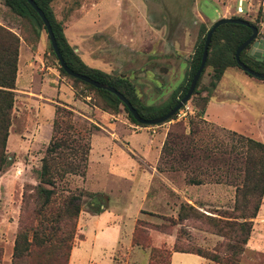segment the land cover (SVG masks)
Here are the masks:
<instances>
[{
    "label": "rangeland",
    "instance_id": "rangeland-1",
    "mask_svg": "<svg viewBox=\"0 0 264 264\" xmlns=\"http://www.w3.org/2000/svg\"><path fill=\"white\" fill-rule=\"evenodd\" d=\"M248 3L250 14L244 15L243 19L255 25L257 38H263L264 0H248ZM192 4L189 0H51L49 6L54 19L61 25L67 44L84 64L111 76H122L133 85L143 105L157 107L184 84L201 28H209L214 22H210L212 19L233 16L234 4L229 0H217L215 5L205 7V18H194L189 14ZM217 14L220 17L215 19ZM0 25L15 33L19 44L24 46L19 86L24 84L27 67L34 93L41 90L42 94L55 98L51 81L63 80L76 95L73 105L66 104V109L73 114V122L105 126L112 132L110 135L103 130H92L85 176L67 175L56 182L53 201L35 215L40 201L34 196V188L41 186L38 170L51 136L53 116L50 117L48 111L52 103L45 106L14 94L5 144L6 163L0 170V264H12L23 192L29 198L22 211V220L33 229L43 217L54 214L69 192L82 190L92 194H84L79 203L77 220L80 215V222L83 217L90 221L85 228L86 242L75 247L71 255L72 261L76 258L80 264L107 263L109 253L119 244L128 242L138 207L144 210L139 218L141 223L155 225L159 230L152 231L171 235L177 249L214 253L225 259L231 254L230 246H241L232 240L228 231L226 236L217 233L213 223L205 217L233 215L232 209L239 205L240 199H235L236 189H240L238 194H241L242 185L248 184L249 172L243 164L246 149L240 137L264 144V79L249 76L237 67L228 69L212 97L220 104L204 108V117L213 125L203 120L199 111L202 100L211 96L214 90H211L212 68L206 67L197 93L186 103L193 114L185 120L152 126L161 127L156 133L183 137L188 135L193 124H197L198 132L190 136L194 142V148L189 149L193 159L185 164L179 163L178 158L170 164L162 163L166 171L161 177L143 180L138 173L144 172L147 176L146 165L151 164L155 156V152L146 149L152 138L149 133L127 129L128 124L135 125L123 112L114 115L119 118V123L113 128L106 126L101 117L104 112L93 107L94 104L101 105L99 97L59 74L44 30L36 37L29 23L11 14L1 0ZM241 59L251 71L264 74L263 61L250 59L256 64ZM60 94L65 101L70 100L66 92ZM159 133L155 137H159ZM169 165L173 169H168ZM189 178L201 179L204 187L198 186L197 192L188 197L193 205L183 201V186H190L187 184ZM105 204L106 208L101 209ZM183 204L193 207L195 212L187 213L185 220L178 221V212L183 216ZM98 210L96 216H91ZM77 220L72 245L81 237ZM25 235L30 242L31 232L26 231ZM151 247L150 243L142 250L149 251ZM156 249L149 251L148 263L167 264L172 247ZM118 253L113 255L115 262H119Z\"/></svg>",
    "mask_w": 264,
    "mask_h": 264
},
{
    "label": "trees",
    "instance_id": "trees-1",
    "mask_svg": "<svg viewBox=\"0 0 264 264\" xmlns=\"http://www.w3.org/2000/svg\"><path fill=\"white\" fill-rule=\"evenodd\" d=\"M1 1L2 5L11 14L29 23L36 37H38L40 30H44L37 14L25 0ZM32 1L48 21L58 51L66 67L76 74L114 89L127 100L140 118L150 120L164 116L186 93L190 79L199 65L204 37L209 28H201L200 35L197 39V43L194 45L193 53L188 64L184 84L180 86L179 90H174L167 101L162 105L152 107L143 105L138 100L133 85L122 76H111L100 70L90 68L79 59L73 52V49L67 44L61 30V25L54 19L49 6L51 0ZM231 19L245 21L243 18L236 16H232ZM246 22L250 26L255 27L254 24L248 21ZM250 33L248 27L230 23L220 25L213 31L207 48L206 61L195 84L192 95L197 93L199 80L206 67H211L213 71L214 81L213 84H211V90L214 89L225 69L237 67L234 61V52L236 48L250 36ZM18 47L19 37L6 27L0 25V170L6 163L5 144L10 114L14 102L13 90L15 89ZM241 58H243V60H248L250 63L258 64L256 61L250 60L245 55L244 50L239 54V61L245 64ZM262 63L264 64V61ZM58 72L63 77L69 79L72 84L80 85L85 90L95 93L99 97L101 105L97 104L96 106L94 104L93 107H98L102 112L110 115H117L123 112L133 125L140 128L152 127L137 124L132 119L125 105L111 93L95 89L78 79L69 77L63 72L59 65ZM75 96L73 92V99H76ZM207 98L202 100V105L199 110L201 113L205 107ZM72 115V112L66 109L65 105L57 104L53 106L51 136L44 149V154L40 159L38 170V182L41 186L34 188V196L40 201L39 209L34 212L35 215L42 212L44 207L53 201L52 196L56 194V182L62 181L67 175L80 178L85 176L87 156L90 150L89 136L92 130L98 131L99 129L90 123L77 124L73 122ZM171 120H173V117L168 119L167 122ZM197 132L198 126L197 124H193L186 136L182 137L180 135L167 133L160 147L155 170L159 173L165 172L166 170L162 168L161 164H170L176 161V158H178L177 161H179V163L184 164L193 159L189 149L190 147L192 149L194 148V142L190 136ZM240 139L245 144L246 157L244 158L243 164L244 168L249 172V175L247 176L248 184H243L241 187L243 188L241 194H238L240 189H236L235 194L237 193V195L235 199L236 197H240L239 205L234 206L232 209L233 215L217 214L219 218H205L213 223V227L217 229V233L221 234V236H226V232L228 231L232 240L241 246H230L231 254L229 258L225 259L218 258L214 253H203L187 249L180 250L175 247L174 243L172 245V251L195 254L215 264H238L243 246L246 244L251 232V219L257 214L264 192V144L249 138L240 137ZM181 146H183V148ZM216 162H220V160H216ZM168 169L173 168L169 165ZM245 180L246 178L244 181ZM187 184L199 186L203 184V181L201 179L189 178ZM84 194L86 193L82 190H75L74 193L69 192L68 195L63 197L54 214H51L49 218L46 216L43 217L42 221L33 229L27 227L25 225L26 223L22 220V211L28 203L29 198V196L23 192L22 206L20 208L21 218L19 219V228L12 247V264H67L72 246L71 242L75 236V224L80 212L79 203ZM86 196H92V194H86ZM98 212L99 210L96 211V214ZM140 212L144 213L143 211ZM194 212L195 209L193 207L183 204V216L178 212L177 220H185L187 218V213ZM145 214L149 215L150 213ZM141 222L140 219L135 220L134 228L131 233V246L146 249L151 243L147 231L149 229L158 231L159 229L156 228L155 225L149 223L146 225V223ZM26 231L31 232L30 242L27 241L25 235ZM79 239H81V237H79ZM149 251L151 253L157 251V249L151 247Z\"/></svg>",
    "mask_w": 264,
    "mask_h": 264
},
{
    "label": "crops",
    "instance_id": "crops-1",
    "mask_svg": "<svg viewBox=\"0 0 264 264\" xmlns=\"http://www.w3.org/2000/svg\"><path fill=\"white\" fill-rule=\"evenodd\" d=\"M191 1L192 6L191 9L189 10V14L191 16H193L194 18H198L197 16H199L200 18H205L204 14V8L207 6H211V5H215V2H217V0H189ZM230 1V0H229ZM224 8V7H223ZM197 14V15H196ZM220 16L217 14L216 18H219ZM215 21V20H210V22ZM203 24V23H201ZM24 46L19 44L18 47V56H17V63H16V77H15V89L13 90L14 94H19L24 96L26 99H32L35 103H39L41 105H47L48 103H52V107L51 109H49L48 114L50 117L53 116V105H73L74 101L73 100V91L71 90V87H69L63 80H52V87L53 90L56 93L55 98H52L50 96H46L44 94H42L41 90H36L35 93L32 92V87H31V83H30V76H29V70L28 67L24 69V84L20 85L18 84V73H19V69H20V65L22 66L24 64V62H21V50H23ZM87 65V64H86ZM90 68H93L90 65H87ZM96 69V68H93ZM231 68H227L223 71V74ZM99 70V69H97ZM103 72V71H102ZM104 73H107L104 71ZM109 74V73H107ZM222 74V75H223ZM221 75V77H222ZM220 77V79H221ZM219 79V80H220ZM219 82V81H218ZM217 82V83H218ZM217 83L215 85L214 90L212 91L211 96H209L207 98L205 107L207 105H219L220 103L216 100L213 99L212 97L215 95V89L217 86ZM41 84V83H40ZM48 85V84H47ZM44 86V83H43ZM60 92H66L69 95L70 100L69 101H65ZM39 98V99H38ZM43 101H45L46 103H44ZM223 103V102H221ZM204 107V108H205ZM206 109V108H205ZM205 109L204 111H202L201 116L202 119L205 120L206 122L211 123L210 121H208L204 115H205ZM102 118H104V124L110 128H113V126L116 123H119L118 117H115L114 115H110L107 113H104V117L103 115H101ZM87 119V118H86ZM88 121L91 122V120L88 118ZM122 121V120H121ZM92 123H94L92 121ZM213 124V123H211ZM122 125V124H121ZM214 125V124H213ZM216 126V125H215ZM99 130H103L106 132H109L110 135H112V132L108 130L107 127H102V126H96ZM127 129L129 130H135L136 131H146L147 133H149V136H151V140H149L146 149L149 151H153V153L155 152V156H153V161L151 162V164H147L146 168L149 171V174L147 176H145L144 172H139L138 176L140 179H146L148 178V180L150 179H154V178H158L161 177V173L157 172L155 170V165L156 162L158 160V154H159V150L161 147V144L165 138V133H159V137H155L158 133H156V131L158 129H160L161 127H144V128H136L135 126H132L130 124L126 125ZM114 137V136H112ZM144 153L147 155V151H144ZM200 186V185H199ZM198 186H194V185H190V186H183V201H188L190 202L191 205H193L194 202H191V200L188 198L189 196H191L192 193L197 192V188ZM202 188H204L201 185ZM220 190V189H217ZM106 208V204L104 205V207H102L101 209H105ZM140 211H144L142 208L138 207L135 213V217L133 218V224L131 226V228L129 229V234H128V242H126L125 245L119 244L118 247H116V249L113 251H111L109 253L108 256V261L105 264H147L148 263V250H142L137 246H131V233L133 231L134 228V224H135V220L139 219L142 215V213ZM146 212H149V210H145ZM97 214L91 215V216H96ZM82 218H79L77 220V230L79 232V234L81 235V239H77V241L75 243H73V245L71 246L70 252H69V256H68V261L67 264H70V262L72 261V253H73V249L75 247H79L80 244H83L86 242L87 240V232L85 230L86 226L90 223V221L88 220V218H84L83 217V221L80 222ZM93 222V221H92ZM252 222V227H251V232L249 235V238L246 242V244L243 246V251L242 254L240 255L238 264H264V192L261 198V203L259 205L257 214L254 218L251 219ZM157 233V234H156ZM148 234L150 236L151 239V244L153 247L159 248L160 246L169 248L172 247V244L174 242V239L171 235H163L159 232L156 231H152V230H148ZM155 236V238L153 237ZM119 243V242H117ZM120 251V254L118 253ZM115 253L119 254V262L113 259V255ZM120 256H122V258H120ZM77 257V256H76ZM121 259V260H120ZM121 261V262H120ZM71 264H80L79 261L75 258ZM86 264H103V263H90L87 262ZM168 264H215L209 260L203 259L195 254H191V253H179V252H174L172 250L169 251V256H168Z\"/></svg>",
    "mask_w": 264,
    "mask_h": 264
},
{
    "label": "water",
    "instance_id": "water-1",
    "mask_svg": "<svg viewBox=\"0 0 264 264\" xmlns=\"http://www.w3.org/2000/svg\"><path fill=\"white\" fill-rule=\"evenodd\" d=\"M25 1L33 9V11L37 14L38 18L40 19L42 26L44 28L45 34L47 36L51 51H52L58 65H59V67L63 70V72L66 75H68L69 77L74 78V79H78L79 81L86 83L95 89L107 91V92L111 93L112 95H114L121 103H123L125 105L126 109L130 113L132 119L139 125L158 126V125L164 124L167 122L168 119L173 117L175 112L177 110H179L182 107V105L187 103V101L189 100L190 96L193 93V90H194L195 84L199 78V75L201 74V72L203 70V67H204V64L206 61V57H207V48H208V45L210 42V37H211L213 31L220 25L230 23V24L242 25V26L249 28V30L251 32L250 36L236 48V50L234 52V61L237 65V67L242 72L246 73L249 76L257 78V79H264V74H259V73H255V72L251 71L243 63H241L239 61V54L241 53V51L245 50L246 48H249L246 52L247 57L253 58V56H258L259 54H262L261 59L256 57L255 60L256 61H264V38H257L256 37L257 36V29L253 26H250L246 21H243L240 19H231V18L218 19L210 25L208 31L205 34L203 45H202V51H201V55H200L199 65H198L196 71L194 72V74L192 75V77L190 79L187 91L184 94V96L164 116L157 117V118L150 119V120H144L137 115V113L130 106V104L127 102V100L125 98H123V96L120 95L118 92H116L114 89H112L111 87H109L105 84L98 83L96 81H93L87 77L81 76V75L76 74V73L72 72L71 70H69L61 58V55L58 51V48H57L56 42L54 40L53 34L51 32V28L49 26L48 21L44 17L43 13L37 8V6L35 5V3L32 0H25Z\"/></svg>",
    "mask_w": 264,
    "mask_h": 264
},
{
    "label": "built area",
    "instance_id": "built-area-1",
    "mask_svg": "<svg viewBox=\"0 0 264 264\" xmlns=\"http://www.w3.org/2000/svg\"><path fill=\"white\" fill-rule=\"evenodd\" d=\"M234 4L233 16L243 18L244 15L250 14V4L248 0H230ZM193 114V110L188 104L182 105V107L173 115V121L185 120L188 116Z\"/></svg>",
    "mask_w": 264,
    "mask_h": 264
},
{
    "label": "flooded vegetation",
    "instance_id": "flooded-vegetation-1",
    "mask_svg": "<svg viewBox=\"0 0 264 264\" xmlns=\"http://www.w3.org/2000/svg\"><path fill=\"white\" fill-rule=\"evenodd\" d=\"M261 38V37H260ZM264 38V37H263ZM249 48H246L245 50H244V53H245V55H246V52H247V50H248ZM256 57H258V58H262V54H259L258 56H253V58H249V59H253V60H255L256 59Z\"/></svg>",
    "mask_w": 264,
    "mask_h": 264
}]
</instances>
